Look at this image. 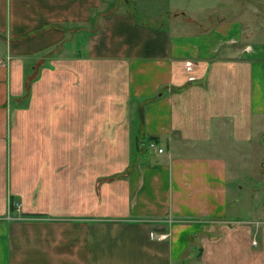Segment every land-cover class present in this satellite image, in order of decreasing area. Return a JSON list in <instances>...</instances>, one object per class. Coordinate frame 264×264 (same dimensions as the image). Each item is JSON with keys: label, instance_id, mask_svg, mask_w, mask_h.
Returning <instances> with one entry per match:
<instances>
[{"label": "crops", "instance_id": "1", "mask_svg": "<svg viewBox=\"0 0 264 264\" xmlns=\"http://www.w3.org/2000/svg\"><path fill=\"white\" fill-rule=\"evenodd\" d=\"M262 1L0 0V264H264Z\"/></svg>", "mask_w": 264, "mask_h": 264}, {"label": "rangeland", "instance_id": "2", "mask_svg": "<svg viewBox=\"0 0 264 264\" xmlns=\"http://www.w3.org/2000/svg\"><path fill=\"white\" fill-rule=\"evenodd\" d=\"M262 12H260L255 19L257 22L263 24L264 27V1ZM107 10L113 11H127L133 14L139 21L150 23L153 26L161 23H168V19H173L175 13L171 8L170 0H106ZM195 12V11H194ZM199 17H215V10L203 9L198 12ZM195 13H192L190 10L188 16H192ZM197 14V13H196ZM170 24V22L168 23ZM260 36L255 35V39L264 38V30L259 33ZM16 113L21 111H15ZM15 114V113H14ZM229 166L230 171L232 172L229 179L230 186V195L234 196L237 190V174L236 168L239 167L242 174L240 183L244 184V187L240 190V195L246 197L245 200H251L255 205L264 206V171L261 169V161L264 160V152H257L253 155L252 158L248 159V164L244 165L241 162L239 163L233 156L229 154ZM230 172V173H231ZM250 186H253L256 189H262V194L260 192L256 193L254 197L251 195H246V191Z\"/></svg>", "mask_w": 264, "mask_h": 264}, {"label": "trees", "instance_id": "3", "mask_svg": "<svg viewBox=\"0 0 264 264\" xmlns=\"http://www.w3.org/2000/svg\"><path fill=\"white\" fill-rule=\"evenodd\" d=\"M151 140H155V141H157V139L155 138V137H147V138H145V139H143V140H141L140 141V143H139V146L141 145V148H142V146L144 147H149V141H151ZM142 149H139L138 150V154L140 155V154H142Z\"/></svg>", "mask_w": 264, "mask_h": 264}, {"label": "built area", "instance_id": "4", "mask_svg": "<svg viewBox=\"0 0 264 264\" xmlns=\"http://www.w3.org/2000/svg\"><path fill=\"white\" fill-rule=\"evenodd\" d=\"M149 147L151 149H157L160 152L163 151V147L159 146L158 143H157V141H155V140L149 141ZM253 242L256 243V240H253Z\"/></svg>", "mask_w": 264, "mask_h": 264}]
</instances>
